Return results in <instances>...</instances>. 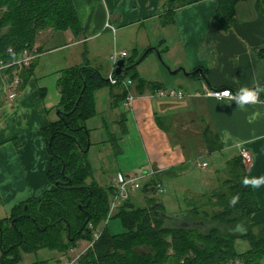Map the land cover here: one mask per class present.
Wrapping results in <instances>:
<instances>
[{
	"label": "crops",
	"instance_id": "obj_1",
	"mask_svg": "<svg viewBox=\"0 0 264 264\" xmlns=\"http://www.w3.org/2000/svg\"><path fill=\"white\" fill-rule=\"evenodd\" d=\"M257 1L245 6L251 19L239 20L237 6L232 26L225 29L216 19L219 0H74L83 26L80 36L53 28L41 31L35 48L42 55L25 70L19 87L0 71V222L8 220L16 206L41 200L54 189L43 130L59 119L64 71L87 64L101 72L90 57L115 51L129 54L126 64L148 53L137 65L129 89L108 84L95 92L96 115L88 119L87 127L94 144L103 145L96 159L118 172L112 183L101 186H114L127 176L143 177L146 185L160 182L170 192L157 194L158 201L172 216L167 203L174 193L178 204L174 215L183 220L199 198L226 181L228 171L216 169L238 161L246 165L250 177L264 176V13ZM129 28L134 34L126 41L119 35ZM138 43L142 47H134ZM77 45L80 53L75 54L72 49ZM154 48L165 55V65ZM181 68L203 73L169 71ZM241 85L257 89L260 102L240 108L235 100L208 94L224 89L236 93ZM129 95L133 98L127 105ZM101 105L110 107L111 121L104 119L98 129ZM244 147L250 160L242 155ZM254 192L260 211L249 221L258 234L259 228H253L264 223V187ZM241 239L246 242L244 250L236 251H252V241L245 238H238L235 248ZM71 253L60 254L69 259Z\"/></svg>",
	"mask_w": 264,
	"mask_h": 264
},
{
	"label": "trees",
	"instance_id": "obj_2",
	"mask_svg": "<svg viewBox=\"0 0 264 264\" xmlns=\"http://www.w3.org/2000/svg\"><path fill=\"white\" fill-rule=\"evenodd\" d=\"M244 1L219 0L216 19L223 28L232 26L237 6ZM257 2L264 13V0ZM168 12H171L169 5ZM49 28L72 31L77 37L82 34L83 26L74 0H0V60L10 59V48L16 56L26 48H33L40 32ZM137 62L135 58L128 59L126 67L133 65L132 69L116 76L121 78L134 72ZM135 76L133 73L130 78L135 81ZM59 84L62 101L58 110L62 111L59 119L43 130L51 155L49 179L55 187L41 200L16 206L12 216L0 222V264H18L23 253L41 249L65 253L78 245L86 231L92 233L89 228L92 221L95 227L99 226L110 211L111 194L115 192L113 186L102 187L96 181L88 182L94 177V170L88 157L92 142L87 121L96 115L95 92L111 82L98 69L85 64L66 69ZM126 90L123 96L127 95ZM232 168L231 178L223 183L228 185L227 191L224 195L220 193L226 198L220 205L224 211L205 222L213 224L207 231L190 226L193 223L176 226L174 222L179 217L165 218L164 205L156 200V195H150L145 208L135 207L130 200L125 202L115 217L128 232L115 235L105 225L99 237L91 239V256L100 264H163L171 245L175 253L187 255L184 264H224L220 260L254 252L249 264H262L264 223H257L258 234L252 232V225L243 236L235 232L236 226L248 224L250 216L259 212L260 207L254 189L243 184L244 178L250 177L246 165L237 161L229 165L228 169ZM236 171L238 174L245 172L240 181ZM155 183L143 188L146 192H155ZM223 185L218 190L224 188ZM190 211L192 209L187 212ZM74 235L76 237L72 238ZM238 238L251 240L253 250L239 254L235 248ZM145 245L150 247L148 252L136 251ZM91 262L87 258L80 260V264H93ZM37 264L46 262L37 261Z\"/></svg>",
	"mask_w": 264,
	"mask_h": 264
},
{
	"label": "rangeland",
	"instance_id": "obj_3",
	"mask_svg": "<svg viewBox=\"0 0 264 264\" xmlns=\"http://www.w3.org/2000/svg\"><path fill=\"white\" fill-rule=\"evenodd\" d=\"M164 1L165 0H160L161 3H163ZM255 1L256 0H248L246 2L239 3V5H238L239 6L238 7L239 20L245 21V20L251 19L253 17V15L252 16L250 15L251 12L246 10L245 6H250ZM258 5L260 7V4H258ZM160 9H161V7H160ZM169 14H171V13H169ZM126 34H128V35L126 36ZM133 34L134 33H132L131 28H129L128 30H123L119 36L122 37V39H124L126 41H131V36H133ZM66 39H67V37H66ZM57 41H62V40H57ZM70 41H72V40H70ZM82 46H85V45H82ZM136 46L142 47L140 43L136 44L134 47H136ZM74 49H75V54L80 53V46L77 45L72 50H74ZM132 49L133 48H128L129 52H131ZM90 59H91L90 62L93 61L94 65H96L101 70L103 76L105 78H109V74L111 73L109 69L114 66L113 62L111 60V54L110 53H105L104 56L93 55V56L90 57ZM135 59L139 60V56H136ZM158 59L160 60V58H158ZM162 59H163V61H161V60L160 61L165 65V60H166L165 55L162 56ZM149 61H150V59H149ZM0 62H1V60H0ZM147 65H148V62L145 63L143 65V67H145ZM133 73H135V70H134V72L130 71L127 75H129L131 77V75ZM106 90L108 92H110L111 91V87L106 88ZM109 108H110L109 106H108V108H105L103 105H101L99 107V116L97 117V120H99V122L96 125L98 127V129H101V125L103 124L104 119L108 120V121H111V119H110L111 114H110ZM91 142H93L92 138H91ZM92 144H94V142ZM102 147H103L102 144H100L99 147L94 144L92 146L93 149L90 148L91 151H90L88 157H89V160H90V162L92 164V167H93V170H94V177L90 178L88 180V182L91 183L93 181H96L99 185L101 183L103 185H107L108 183H112V180L117 177V173L118 172L114 171L115 168H113V167L104 168L100 157H97V159H96V156L99 155V151L98 150H99V148L101 149ZM107 157L108 156H106L104 159H106ZM93 159H94V161H93ZM217 170H219L222 173H226L228 171V173L226 174L227 175L226 180L231 178L230 176H231V171L233 170V168L229 170L228 167L225 166V168H223V169L219 168V169H216V171ZM105 171H107L108 173H105ZM237 172L238 171H236V174H238ZM239 174H238L239 178L237 180L240 181V176L243 178L244 175H245V172L240 171ZM133 177L137 178V180L140 183V185H142V188H143V185L144 186L146 185L143 182L144 181L143 177H140V176H133ZM122 178H124V177H122ZM216 179H220V177L216 178ZM120 180H118V182H120ZM108 187H110V186H108ZM227 187H228V185L226 184L224 186V188H221L220 190H215V188H211V190L208 191V195H205L203 198H199L197 200V203H195L194 206L192 207V211L187 213L186 218H184L183 220H179L180 222H174V224L176 226L182 227L183 224H191V223H193L190 226H195V227L199 226L202 229V231H207L208 229H210L213 226V224H205V222H203L202 220H204V221L208 220V222H209L214 217L219 215L222 211H224V208L221 207L220 205L226 199L223 195L226 193ZM164 188L166 189V194L165 195L168 196L170 191H169L168 188H166V185L164 186ZM220 193H223V195H221ZM157 194H158V190L157 189L155 190V192H146V188L145 189L144 188L143 189H139L138 191H132L131 192L130 201L137 208H145V207L148 206V203H149L148 197H150V195H157ZM172 195H173L174 198L168 197V199H169L168 201L169 202L167 203V205L170 207V209H167V212L168 213H173V215H174V213L176 211H178V204H176L177 203V199H176L174 193H172ZM229 195H230V193H229ZM111 196H112V194H111ZM156 198H157L156 200H158V197H156ZM231 200L233 201V199H231ZM179 204L182 205V206L184 205L183 199H181ZM117 212L118 211H116L114 214L112 213L113 214L112 216L109 213L107 219L105 221H103V223H101L97 227H95V223L92 221V224H90V226H89L90 231H92V233L86 231L84 236L81 235L82 238L79 239L78 245L76 247H74V248H70L67 251L68 254L71 253L72 250H73V252H75V253H71L70 254V258L69 259L67 258V256H63L62 254H60V253H64V252H60V251H57V250H50V249H41V250H38L37 252L23 253L22 254V261L20 263H18V264H35V263L37 264V261L46 262V264H65V261L67 259H68L69 262H72L73 260H75V264H80V260L82 258H87V260L91 259L92 260L91 263H93V264H100V261L97 258H95L94 256H91V254H90V252L92 250L91 249L92 248V244H93V240H91V239H92V237L95 238L94 234L97 233V232H100L104 228L105 225L108 226V223H109V229H110L111 233L113 232V233H115V235H120V234H124V233L128 232V230L126 228H124V226L122 225L121 220L119 218L115 217ZM187 218L189 220H187ZM188 221H190V222H188ZM251 225L252 224H250V221L248 222V224H245L247 229H249ZM252 227H253V225H252ZM258 228L259 227H258V225L256 223L255 227L253 228V231L258 230ZM75 237L76 236L74 235L72 238H75ZM83 237H85V238H83ZM236 240H238V239H236ZM243 244H246V242H245V240H242V239L239 240L238 243L236 244V249L239 252L244 250ZM247 244H248V241H247ZM263 247H264V245H263ZM149 249H150V247L145 245V246H142V247L138 248L136 251L139 252V253H144V252H148ZM80 251H82V255L80 254L81 256L80 255L77 256V254L80 253ZM67 252H65V253H67ZM226 253H227V251H226ZM262 253H264V251ZM255 254H256V252H254L252 255L247 254V255H244L243 257H241V256H236L235 257L234 256V257L228 258L227 260H226V258H224V259H222L220 261H223L224 264H249V261H250L251 257L252 256L254 257ZM0 255H1V251H0ZM180 255H182V254L178 253V252L175 253L173 248H172V246L170 245V248H168L167 251H166V256L167 257L163 259L162 263L163 264H179V263L184 264V262H185V260L187 258V255H184V256H180ZM257 259H258V262H259L260 257L258 256ZM57 260H60V261L58 262ZM255 263H257V260L255 261ZM251 264H254V263H251ZM262 264H264V258L262 260Z\"/></svg>",
	"mask_w": 264,
	"mask_h": 264
},
{
	"label": "built area",
	"instance_id": "obj_4",
	"mask_svg": "<svg viewBox=\"0 0 264 264\" xmlns=\"http://www.w3.org/2000/svg\"><path fill=\"white\" fill-rule=\"evenodd\" d=\"M109 27L113 28V25L108 24ZM8 53L10 54V59L8 60H1L0 62V71L5 74L9 78V80L12 82L13 85L16 87H19L24 82V72L25 70H28L33 67L35 62L38 60V58L42 55L39 49L35 48H26L24 49L19 55H15L13 48H10L8 50ZM128 53L125 51L118 52L115 51L111 55V60L113 62V70L110 74L109 81L112 85H122L125 88L129 89L133 84L134 81L131 78H128L127 76H122L121 78L117 77L114 73L115 68L117 67V63L121 59H127ZM257 90V89H255ZM229 92V95H224V92ZM171 94H177V96L182 97V92H175L171 91ZM208 94L218 100H234L232 99L233 96H235V92L229 89L224 90H209ZM132 95H129L127 98V105H130L132 102ZM261 96L258 91V98L257 103L260 102ZM242 155L245 158V160L251 159V154L247 150V148H242ZM203 167L207 166V163L202 164ZM114 187V194L111 196L110 199V215L112 216L116 211H118L128 200H130L131 192L132 191H138L139 189H142V185L138 182L137 178L135 177H124L118 182ZM155 188L158 190V194H162L165 192V188L162 183L156 182ZM115 211V212H114ZM113 213V214H112ZM95 239L99 237V232L94 234ZM93 246V244H92ZM77 261V260H76ZM65 264H75V260L72 262L67 261Z\"/></svg>",
	"mask_w": 264,
	"mask_h": 264
},
{
	"label": "clouds",
	"instance_id": "obj_5",
	"mask_svg": "<svg viewBox=\"0 0 264 264\" xmlns=\"http://www.w3.org/2000/svg\"><path fill=\"white\" fill-rule=\"evenodd\" d=\"M229 92H224V95H229ZM258 90L249 87L248 85H241L239 90L236 92L235 96L232 99L235 100V103L238 107L244 108L246 105H252L257 103ZM243 184L248 186L250 185L253 189H260L264 187V176L260 177H246L243 180ZM235 203V200H233Z\"/></svg>",
	"mask_w": 264,
	"mask_h": 264
},
{
	"label": "water",
	"instance_id": "obj_6",
	"mask_svg": "<svg viewBox=\"0 0 264 264\" xmlns=\"http://www.w3.org/2000/svg\"><path fill=\"white\" fill-rule=\"evenodd\" d=\"M154 51L157 52L158 57L160 58L161 61H163V59H162V55H161L160 51H159L157 48H154ZM147 53H148V52H146V53L140 58V60H138V62L136 63V65L140 64V63L145 59V57L147 56ZM132 67H133V65H132V66H128V67H126V59H121V60H119V62L117 63V67L115 68L114 73H115L116 75H120L123 71H129V70H131ZM169 71H170L172 74H177V73H179L180 71H183L184 74L187 75V76H192V75H195V74H197V73H203V71H202L201 69L196 70V71H194V72H187L184 68H181V69H178V70H175V71H172L171 69H169ZM61 111H62L61 109L58 110L57 114L60 115ZM27 208H28V206L26 205V209H27ZM164 217H165V218H168V219H172V218H173V216H171V215H167V214H164ZM14 221H16V220H14ZM247 231H248V229L246 228V226L244 225V223H239V224L236 226V229H235V232H236L237 235H239V236H243Z\"/></svg>",
	"mask_w": 264,
	"mask_h": 264
},
{
	"label": "flooded vegetation",
	"instance_id": "obj_7",
	"mask_svg": "<svg viewBox=\"0 0 264 264\" xmlns=\"http://www.w3.org/2000/svg\"><path fill=\"white\" fill-rule=\"evenodd\" d=\"M179 219V218H178ZM177 222H180L179 220Z\"/></svg>",
	"mask_w": 264,
	"mask_h": 264
},
{
	"label": "bare ground",
	"instance_id": "obj_8",
	"mask_svg": "<svg viewBox=\"0 0 264 264\" xmlns=\"http://www.w3.org/2000/svg\"><path fill=\"white\" fill-rule=\"evenodd\" d=\"M111 218V217H110ZM79 259V258H78ZM238 263V262H237Z\"/></svg>",
	"mask_w": 264,
	"mask_h": 264
}]
</instances>
